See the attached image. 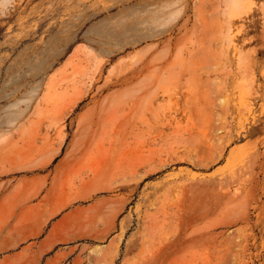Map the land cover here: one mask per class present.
Wrapping results in <instances>:
<instances>
[{
    "label": "rangeland",
    "instance_id": "obj_1",
    "mask_svg": "<svg viewBox=\"0 0 264 264\" xmlns=\"http://www.w3.org/2000/svg\"><path fill=\"white\" fill-rule=\"evenodd\" d=\"M168 243L150 264H264V0H0V262Z\"/></svg>",
    "mask_w": 264,
    "mask_h": 264
},
{
    "label": "bare ground",
    "instance_id": "obj_2",
    "mask_svg": "<svg viewBox=\"0 0 264 264\" xmlns=\"http://www.w3.org/2000/svg\"><path fill=\"white\" fill-rule=\"evenodd\" d=\"M151 22H150V19H149V17H145L144 18V20H143V24H144V26L146 27V28H150L151 27V24H150ZM164 60L163 59H161L159 56H157V55H154L153 57H149V56H147L146 57V59L142 62V65H141V70L143 71V72H146V76H145V80H146V91H145V98H146V100L148 101L147 103L150 105V107H149V105H148V107L149 108H152V104H153V98H155L156 97V95L158 94V92L159 91H162L163 93H165L166 91L161 87V84H160V80H161V78H160V76H159V74H160V72L163 70V68H164ZM179 74H183V71H180L179 72ZM167 92H169V91H167ZM133 106V105H132ZM130 108H134V107H129V109ZM148 108V109H149ZM153 109V108H152ZM152 109H151V111H152ZM125 110V108L123 109V111ZM150 110V109H149ZM132 111V110H131ZM153 114H154V112H153ZM155 117H157V115H155ZM154 130H156V129H153V131ZM152 130H150L149 131V135H152V132H153ZM139 134H141V135H143L142 134V132H139ZM158 135H160V133H158V134H155V135H152V136H150L149 138H151L152 139V141H155L157 138H158ZM124 140H126V139H123V141ZM113 141V140H112ZM123 141H120V143L121 142H123ZM127 141V140H126ZM124 142L126 145H129L130 146V143L128 142V144H127V142ZM145 142V141H144ZM143 142V143H144ZM74 143V142H73ZM111 143H113V142H111ZM132 143V142H131ZM137 143V142H136ZM138 143H140V142H138ZM143 143H142V141H141V144L143 145ZM114 144V143H113ZM73 145V144H72ZM125 145V146H126ZM123 146V145H122ZM99 147H100V145H99ZM112 147H113V145H111V149H112ZM135 147V146H134ZM137 147V146H136ZM101 148V147H100ZM110 148H108V150L110 149ZM73 149H74V145L72 146V148H70L69 150H67L66 151V153H65V156L57 163V165H56V170L58 171L60 168H62L63 167V165L69 160L68 158H69V156L71 157L72 155V151H73ZM102 149V148H101ZM107 150V149H106ZM84 178H82V180H83ZM224 197V195L223 196H221V198H223ZM69 215V214H68ZM65 217V216H64ZM63 217V218H64ZM67 217H69V216H67L66 215V217H65V221H66V218ZM62 218V219H63ZM61 222V223H60ZM62 220H59V223L60 224H58V225H60L61 226V224H63V223H65V222H63ZM56 225V224H55ZM58 227V226H57ZM56 226L54 227L53 226V230L55 229L56 230V228H57ZM58 229V228H57ZM52 230V229H51ZM57 231V230H56ZM53 232H55V231H53ZM53 232H51V233H53ZM52 235V234H51ZM57 235V234H56ZM56 235H55V233H54V235H52V236H54V237H56ZM52 236H50V234H49V237L50 238H52ZM54 237L52 238V239H54ZM46 238V237H45ZM50 238H47V239H50ZM44 240L45 242H47L48 240ZM56 239V238H55ZM55 239H54V241H55ZM43 241V240H42ZM53 241V242H54ZM44 242V243H45ZM43 243V247L44 248H46L45 247V245H48V243H49V241L47 242V244H44ZM50 243L52 244V242L50 241ZM49 243V244H50ZM55 243V242H54ZM53 243V244H54ZM40 244H41V242H40ZM51 244L48 246V247H50L51 246ZM40 247H41V245H40ZM42 248V247H41ZM172 248V246H171V243H168V244H166L164 247H162L160 250H156V252H153L152 253V256L151 257H145V260L143 261V262H141V264H150L151 263V261H152V259H153V257L155 256V255H157L160 251H165V250H169V249H171ZM43 249V248H42ZM40 250V249H39ZM42 251H44V250H42ZM7 259V258H6ZM53 259V258H52ZM2 260H4V259H2ZM56 261V260H55ZM54 261V262H55ZM7 262V261H6ZM51 262H52V260L50 259V260H48L45 264H51ZM1 263V262H0ZM53 263V262H52ZM2 264V263H1ZM4 264H5V262H4Z\"/></svg>",
    "mask_w": 264,
    "mask_h": 264
}]
</instances>
